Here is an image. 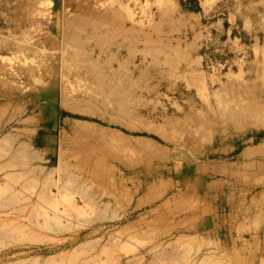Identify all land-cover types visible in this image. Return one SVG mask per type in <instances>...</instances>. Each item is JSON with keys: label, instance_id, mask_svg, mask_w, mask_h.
I'll list each match as a JSON object with an SVG mask.
<instances>
[{"label": "rangeland", "instance_id": "obj_1", "mask_svg": "<svg viewBox=\"0 0 264 264\" xmlns=\"http://www.w3.org/2000/svg\"><path fill=\"white\" fill-rule=\"evenodd\" d=\"M0 141V264L264 257V0H0Z\"/></svg>", "mask_w": 264, "mask_h": 264}, {"label": "crops", "instance_id": "obj_2", "mask_svg": "<svg viewBox=\"0 0 264 264\" xmlns=\"http://www.w3.org/2000/svg\"><path fill=\"white\" fill-rule=\"evenodd\" d=\"M185 1L186 0H179V3L182 5V6H184L185 5ZM39 129V128H38ZM38 129H37V131H38ZM54 129V128H53ZM50 138V136H45V138H43V141H44V143L45 142H47L48 141V139ZM233 180V179H235L234 178V176H231V177H229V176H227V178L225 179V180ZM220 181H224V179L222 180V179H220ZM224 185V187H225V184H223V182L221 183V182H219V183H215V184H213L212 185V187H211V191H213V193H215L214 195H213V197H215V199H220V198H223V196H221L220 194H221V191H220V187H222ZM228 185V184H227ZM163 186H164V190L166 191V190H170V189H172L173 187H174V185L172 184V182L170 181H164L163 182ZM174 200V199H173ZM172 200V201H173ZM135 201L136 202H138L139 201V198L137 197V198H135ZM141 207V206H140ZM139 207V208H140ZM159 211H160V209H158ZM162 210H163V214L164 215H166L167 217L168 216H170L171 218H175L176 216H177V218L180 220V224L184 221V219H182L181 217L183 216V215H185V212L184 211H182V210H175V208L173 207V206H167V207H162ZM180 227H181V225H180Z\"/></svg>", "mask_w": 264, "mask_h": 264}, {"label": "bare ground", "instance_id": "obj_3", "mask_svg": "<svg viewBox=\"0 0 264 264\" xmlns=\"http://www.w3.org/2000/svg\"><path fill=\"white\" fill-rule=\"evenodd\" d=\"M5 139V138H4ZM1 142V141H0ZM30 157V156H29ZM34 157V156H33ZM5 164H6V162H5ZM9 165V164H8ZM50 175V174H49ZM14 177V176H13ZM48 177V176H47ZM12 180V179H11ZM37 182V181H36ZM10 183V182H9ZM9 186V185H8ZM3 188V187H2ZM7 189V188H6ZM10 189V188H9ZM23 190V189H22ZM11 191V190H10ZM19 192V191H18ZM42 193V192H41ZM6 194V193H5ZM50 194V193H49ZM59 194V193H58ZM68 194V193H67ZM43 195V194H42ZM60 195V194H59ZM1 196V195H0ZM38 197V196H37ZM66 197V196H65ZM18 198V197H17ZM250 198V197H249ZM13 199V198H12ZM37 199H39V197L37 198ZM42 199V198H41ZM59 199V198H58ZM15 200V199H14ZM53 201V200H52ZM61 201V200H60ZM41 202V201H40ZM52 203V202H51ZM47 204H49V203H47ZM50 206V205H49ZM76 206V205H75ZM74 206V207H75ZM246 207V206H245ZM39 208V207H38ZM31 209V208H30ZM73 209V208H72ZM20 210V209H19ZM83 210V209H82ZM238 210V209H237ZM60 211H62V210H60ZM73 211H74V209H73ZM40 212V214L43 212H41V211H39ZM37 213V212H36ZM45 213V212H44ZM43 213V214H44ZM54 213H55V211H54ZM83 215V214H82ZM29 216V215H28ZM39 216V215H38ZM56 216V215H55ZM58 217V216H57ZM57 217H55L56 219H57ZM261 217V216H260ZM29 218H31V217H29ZM54 219V218H53ZM242 219V218H241ZM252 219V218H251ZM49 220V219H48ZM58 220V219H57ZM52 221V220H51ZM50 221V222H51ZM55 221V220H54ZM45 222V221H44ZM49 222V223H50ZM246 222V221H245ZM9 223H11V222H9ZM27 223V222H26ZM55 223V222H54ZM8 224V223H7ZM32 224V223H31ZM46 224H48V222H46ZM60 225H61V223H60ZM238 225H239V223H238ZM10 226V225H9ZM46 226V225H45ZM58 226V225H57ZM64 227V226H63ZM241 227H242V225H241ZM38 228V227H37ZM238 229H239V227H237ZM248 228V227H247ZM246 228V229H247ZM39 229V228H38ZM58 229V228H57ZM60 229V228H59ZM6 232V231H5ZM8 232H10V231H8ZM238 232V231H237ZM7 233V232H6ZM29 241V240H28ZM237 242V241H236ZM257 242V241H256ZM254 243V242H253ZM256 244H258V243H256ZM255 245V244H254ZM187 247V246H186ZM259 247V246H258ZM230 248V247H229ZM123 249H125V248H123ZM179 251V250H178ZM102 252V251H101ZM175 252H177V251H175ZM75 253V252H74ZM178 253V252H177ZM184 253V252H183ZM59 254V253H58ZM182 254V253H181ZM79 255V254H78ZM159 255H160V253H159ZM258 255V254H257ZM106 256V255H105ZM165 256V255H164ZM178 256V255H177ZM218 257V256H217ZM104 258H106V257H104ZM165 258H166V256H165ZM108 259V258H107ZM162 259V258H161ZM163 260H164V257H163ZM204 261V260H203ZM202 261V262H203ZM206 261H208V260H206ZM165 262V261H164ZM209 262V261H208ZM207 262V263H208ZM206 263V264H207ZM103 264V263H102ZM150 264V263H149ZM154 264V263H153ZM162 264V263H161ZM164 264V263H163ZM202 264V263H201ZM204 264V263H203ZM218 264V263H217ZM233 264H264V257L261 255V256H259L258 257V260H256V261H254L253 259L251 260V259H248V258H245V257H240V256H237V258H236V260H235V262L233 263Z\"/></svg>", "mask_w": 264, "mask_h": 264}]
</instances>
